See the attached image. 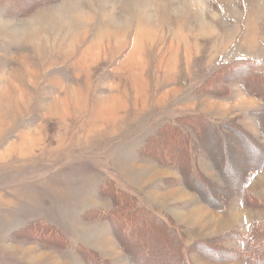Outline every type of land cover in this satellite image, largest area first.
<instances>
[{"label":"rangeland","instance_id":"obj_1","mask_svg":"<svg viewBox=\"0 0 264 264\" xmlns=\"http://www.w3.org/2000/svg\"><path fill=\"white\" fill-rule=\"evenodd\" d=\"M244 62L264 70V0H0V264H84V251L130 264L88 213L114 209L113 195L172 224L190 264H245L242 238L264 226V135L249 111L264 97L238 81ZM195 112L240 117L258 148L206 132L207 154ZM259 148L246 199L218 208L208 155L230 163L229 188ZM187 191L195 205H181ZM173 239L151 224L143 264H180Z\"/></svg>","mask_w":264,"mask_h":264},{"label":"trees","instance_id":"obj_2","mask_svg":"<svg viewBox=\"0 0 264 264\" xmlns=\"http://www.w3.org/2000/svg\"><path fill=\"white\" fill-rule=\"evenodd\" d=\"M236 68L238 69L240 73H242V74H239L240 77H238L239 78L238 81H241V83L244 86L245 91H247L253 96L264 97V70L254 63L252 65V62H244L241 65L237 66ZM211 88L212 87H209L208 88L209 90H206V91L204 90L205 92H202L201 94H211L214 96H219ZM227 93L228 91H226V93L222 94L221 96H224ZM249 111L258 121V124L260 125L259 128L262 131V134L264 135V106L260 108L251 109ZM193 117L195 119H198L199 121L196 125H189L188 128L190 130H194L195 133L198 134L202 143H203V138L208 136L209 134H212V135L215 134L217 137L219 135L223 137L229 134L231 135L234 134L237 137V141H236L237 146L238 145L241 146L242 144H250V146L253 148L254 145L252 144V142H256V146L254 148L256 149L258 148L256 137H254L242 124L239 123L240 117L238 116L227 118V119H224L223 121L219 120L222 122H219L218 120L214 118H210L207 115L202 114L200 112L198 113L195 112L193 114ZM180 122H183L182 119L180 120ZM172 129L173 131H175V133L178 136H181V134L179 133L176 127L172 126ZM206 132L209 134H207ZM206 145L208 148L203 143L205 151L207 152V154H209L211 152L209 150H212L213 148L212 146L213 143L212 142H210V144L206 143ZM185 146L187 147L186 141H185L184 147ZM179 149L181 150V147H179L178 150ZM196 149L198 150V148ZM259 150L261 151V153L259 154V158L256 160V162L249 165L248 166L249 169L247 170L246 174L245 175L243 174L241 178H238V180L234 184H231L229 188H227L225 184H226V177H227L226 171L230 163L227 161L225 162L223 161V164H222L220 160H219L220 163H218V159L215 158L213 153H211V157H209L208 155L207 158L210 164L212 165L213 169L218 173V176L221 180V183L213 182L214 186L217 185L216 189L218 190V193H219V190H221L219 193V196L216 198L214 197L215 199L213 201L215 202L214 204H217L218 206H220L218 208L224 209L226 205L228 204V201L236 195H240L242 200L246 199L247 195L245 194V186L247 184V181L251 178L253 172L260 170L261 167L263 166L264 159L262 160L261 158L263 155V151L260 148ZM188 159H189L188 156L185 157L186 162H190V160ZM191 170L193 171V173L198 175V177L203 178L202 184L200 185L210 184L211 181L209 180L207 176H205L202 173H198L197 171H194L193 168H191ZM196 175H192L193 178ZM210 192H211V189H208V188L206 191L207 196L205 192H203L204 195L200 192V195L202 197L200 198L203 199L206 203H212L210 200H208V198H211L209 195ZM117 194L119 193L117 192ZM224 194H227V196H224ZM113 197H114L113 199L114 209L108 210L106 212L102 211L101 213L99 212V210L93 209V210H90L88 213H91V214L93 213L92 217H94V219H99L101 217L100 219H106L108 221L111 227L113 236L117 240L118 244L126 252L128 259L130 261V264H143L142 258H141L143 254L140 252V249L141 250L143 249L144 242L140 241L139 239H140V235L142 234V232H144L147 229H150L151 224H156V226L160 227V229L163 232L169 233L170 235L174 237V239L172 240L173 244L175 247L176 245L178 247L176 248L177 259L179 260L180 264H190L187 254H184L182 251L183 240L176 238L175 230H173L174 226L172 224H169V223L166 224L162 219L153 217L152 214H149V211L147 212V210H143L139 208L138 206L133 205L132 198H131L132 201L130 200L131 202L130 201L126 202L124 195L123 197H116L113 195ZM117 200H120V202L118 203ZM244 202L247 204L245 200ZM85 217H87L90 220L89 215ZM139 226L143 227L142 231L138 228ZM132 228L133 229L135 228V229L132 230ZM29 230H32V228L29 227L26 229V231H29ZM44 230H47V228L40 226V229H38L37 232L41 233ZM56 235L58 237H62V235L59 234L58 232L55 234V237ZM242 240H243V249H242L243 257L242 258L244 259L245 264H261L264 260V226L252 225L249 236H245L244 238H242ZM129 244L134 245L131 248L136 249V255H134V253H132L130 250L127 249V246ZM44 245L47 246L45 243ZM87 253L93 254V259H89V258L84 259V264H111V262L106 259L103 261H100L95 253L89 252V251H86V252L84 251L83 258L87 257ZM234 256H237V255H234ZM224 258L226 259V257Z\"/></svg>","mask_w":264,"mask_h":264},{"label":"crops","instance_id":"obj_3","mask_svg":"<svg viewBox=\"0 0 264 264\" xmlns=\"http://www.w3.org/2000/svg\"><path fill=\"white\" fill-rule=\"evenodd\" d=\"M234 117H236V116H234ZM228 118H232V117H228ZM227 119V118H226ZM246 129H247V127H245ZM248 130V129H247ZM250 132H252L251 130H249ZM208 177H210V176H208ZM175 178H178V177H175ZM172 187V189H173V187L174 186H171ZM171 187H167L166 186V188H171ZM175 190H177V189H175ZM184 193H185V191H184ZM186 201H183V202H181L182 204L181 205H184V204H186V205H191V204H189V203H192V204H194L195 203V197L192 195V193H190L189 191H187V193H186ZM184 196V197H185ZM236 196H239V195H236ZM235 197V196H234ZM199 206H202V205H200L201 203H197ZM195 205V204H194ZM111 228V227H110ZM110 230V229H109ZM110 232V231H109ZM111 233H109V235H110ZM108 235V244H109V247H114V244L113 243H115L114 242V239L112 238V236H109ZM113 239V240H112ZM93 248L94 249H98L99 250V244H95V242H94V244H93ZM126 262V261H125ZM128 262V261H127ZM127 262H126V264H127ZM125 264V263H124ZM129 264V263H128Z\"/></svg>","mask_w":264,"mask_h":264},{"label":"bare ground","instance_id":"obj_4","mask_svg":"<svg viewBox=\"0 0 264 264\" xmlns=\"http://www.w3.org/2000/svg\"><path fill=\"white\" fill-rule=\"evenodd\" d=\"M49 14V13H48ZM51 14V13H50ZM49 14V15H50ZM43 15V14H42ZM42 15H41V17H42ZM46 15V14H45ZM45 15H43V17H45ZM43 17H42V19H43ZM65 21V20H64ZM27 24L29 25V27H34V25H33V20H31V21H28L27 22ZM33 28H31L30 30H32ZM27 30H29L28 28H26V29H24L23 31H22V33H24L25 31H27ZM105 102H108V100L106 99L105 100Z\"/></svg>","mask_w":264,"mask_h":264}]
</instances>
